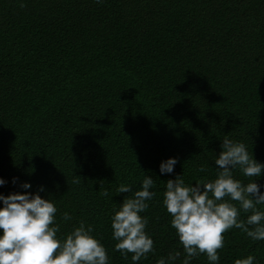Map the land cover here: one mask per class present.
Listing matches in <instances>:
<instances>
[{
  "label": "trees",
  "instance_id": "1",
  "mask_svg": "<svg viewBox=\"0 0 264 264\" xmlns=\"http://www.w3.org/2000/svg\"><path fill=\"white\" fill-rule=\"evenodd\" d=\"M23 4L0 0V194L42 186L39 195L57 208V238L83 221L108 264L183 255L162 203L164 182L215 179L225 135L264 163V0ZM169 157L174 171L161 175ZM144 175L156 193L141 213L153 251L133 262L114 249L111 216L131 196L117 187L138 190ZM233 178L264 184V169L258 178L236 168ZM223 237L219 264L247 255L264 264V240L235 227ZM191 264L209 262L200 254Z\"/></svg>",
  "mask_w": 264,
  "mask_h": 264
},
{
  "label": "clouds",
  "instance_id": "2",
  "mask_svg": "<svg viewBox=\"0 0 264 264\" xmlns=\"http://www.w3.org/2000/svg\"><path fill=\"white\" fill-rule=\"evenodd\" d=\"M102 3L103 0H96ZM20 7H24L20 0ZM177 160L169 157L160 162L159 173L172 174ZM216 177L212 180L185 184L181 175L164 182L163 206L171 216V227L182 245V252L173 250L166 257H160L156 264H191L193 258L204 254L209 264H219L218 249L223 247V233L238 228L252 240H264V211L257 205H264V184L256 179L242 183L233 178V170L239 168L245 177H260L264 163L254 160L243 142L224 136L220 151L215 158ZM15 177L12 182L16 183ZM6 181L0 178V186ZM154 179L144 175L138 190L127 184H120L117 193H131L125 196L111 216L114 249L133 262L139 261L153 251V240L145 231L147 217L141 215L148 207L147 201L156 195ZM22 189L31 185L23 182ZM36 192H14L0 194V264H108V254L103 244L93 235L90 225L83 221L70 232L57 238L59 225L55 220L57 208L50 199L42 198ZM227 197V199H225ZM235 201L239 204L236 206ZM249 212L240 220V212ZM63 219L69 220L68 213ZM255 257L247 255L235 259L233 264H254Z\"/></svg>",
  "mask_w": 264,
  "mask_h": 264
}]
</instances>
